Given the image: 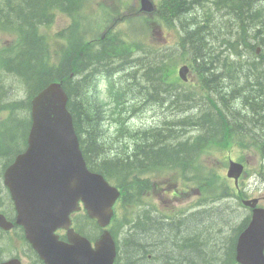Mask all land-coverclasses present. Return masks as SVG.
<instances>
[{
	"label": "trees",
	"instance_id": "16d2710c",
	"mask_svg": "<svg viewBox=\"0 0 264 264\" xmlns=\"http://www.w3.org/2000/svg\"><path fill=\"white\" fill-rule=\"evenodd\" d=\"M47 1L50 2V0L13 1L4 7H0V10L6 14V18L9 20H13L15 17H11L8 9L11 11L16 10L18 13L27 11V15L29 14V11L31 14H33L32 11H34V15H32V17L29 16V20L32 18L35 20L34 17L39 15ZM65 1L71 2L69 0ZM234 2L237 4V7H234V12H231L229 15L231 18L233 17L236 22H239V26L240 28H243V30L246 31V28L249 30V23L247 21L253 19H259V21H262L264 18V0H234ZM167 4L173 5L176 11L182 9L183 11L186 10L188 12V21L185 26L188 29L189 38H193L194 49H201L203 43L200 36L202 22L201 20H197L195 16H190L193 12V4L190 3L189 0H163V6L166 7ZM214 9L211 10L207 7L204 14L210 17L212 16ZM162 10L164 11V8ZM170 12H172L171 9ZM193 14H197V12H193ZM29 23L30 22L27 21V26L30 25ZM218 26L219 25L213 26V29L218 33L219 38L224 40L225 43H229L230 46H233L231 38L228 36L227 32L222 31L221 26ZM251 32L254 33V29H252ZM256 37L261 40L262 35H257ZM203 46H206V42H204ZM117 49V45L107 44L106 47L99 49L91 55H105L106 53L111 55L116 52ZM91 55L87 52L84 56L79 57L77 68L80 64L81 65L78 68V77L65 80V87L70 97L68 107L74 116L75 127L80 136L81 146L88 162L92 163L94 169L104 172L109 177H114V181L118 183L124 191H127L128 195H131V197L135 196V194L132 195L135 190V185L133 183L129 186L125 181L130 178L134 180L135 177L132 176V172L135 169H142L144 171L153 168L183 170L190 165L193 169V178L195 179V175H197V172L195 171V162L198 159L195 155L200 147L205 149L209 145L215 143H220L224 146H231L235 142H242V138L238 135L241 131L232 129L230 124L237 123L236 125L238 126H245L247 122L244 124L242 118H238L237 113H233L227 108L229 109L230 114H232V117L236 118L233 121L234 123H232L231 121L233 119H229L230 114H228V112L226 113V111L222 109L214 110L210 106H215L212 103H209L208 105L197 108L196 110L198 114L187 119L188 122L194 120L197 124L195 127L196 130L198 129V132L202 131L200 135L194 136L195 142L193 144L191 142L190 144H183L185 141H191V139H188L181 141L180 144L175 143L176 145L172 147L168 146L166 143L167 141L171 140L173 137H182L185 132L176 131V129L179 130L181 126L179 121L177 122L178 128H176L174 121L164 120L161 124L164 128L159 132L152 131L151 133H144L145 138L142 137L144 143L141 146L137 143L138 137L134 134V131H131L130 127H125L123 122H119L116 119L120 124L118 136H123L122 138L125 139L118 142L120 146L115 150L117 155L114 154L112 149L110 150L104 146L105 142L103 140L106 137L105 134H108L105 128H103V121L106 113L111 116L117 115L122 118V111L124 109L118 113H109L108 110L101 108L97 101L91 98V80L85 71L87 67H93V65L96 66L97 62H92V64L84 62L89 59ZM119 56L120 55L117 57ZM125 60L128 59L126 58ZM111 65L112 62L109 66ZM109 66H106L103 63L101 69L111 73L112 70ZM228 66L236 67L237 72L241 74L239 77L231 74V80L234 83H237V85L242 84V87L240 86L239 90L246 94L244 95V105H254L253 109L257 111V115L262 119L260 126L262 125L261 127L264 132V57L259 59H257V57H252V62L247 65H244L242 62L234 61ZM140 67H145L141 74V77L144 78V83H140L141 78L139 80L137 79L138 71L134 70L135 74L129 78L131 89L128 92V98L139 101L138 103H146L152 98L155 99L153 101L157 103L163 101L175 103V101L177 102L180 99H184L181 94L179 95L177 92L176 85L173 88L165 87V83L168 82L166 77L168 68L163 59L157 58L156 56L154 58H148ZM214 75L215 77H219L221 74ZM35 78L36 77L34 76L31 80L33 81ZM227 84L229 85L227 86V89H230V84ZM221 89L222 86L219 87V91H221ZM235 101L236 102H232L234 106L241 105L240 98H235ZM118 105H120L119 102ZM179 108L180 107H177L174 115L184 111L195 110V108H181V110H178ZM247 118L251 119L249 116H247ZM256 121L257 120L252 123H256ZM249 137L260 146V143L257 142L253 136L249 135ZM148 140H153V142L146 144V141ZM181 152H183V154L190 153L180 157ZM112 154L115 156H112ZM211 173L212 175L204 173V179L206 181L204 185L207 186L208 189H211L213 186L216 187L218 184H222V188H225L227 191L231 190L229 181L224 176L217 174L213 168H211ZM237 216L239 217L240 213H238ZM139 219V222L134 226V228L137 227V229H134L135 231H133V226L129 227L128 229L131 232H127L122 239V243L119 246L120 255L117 264H229L234 259L235 235L227 240V251L223 254V259L221 255L217 254L209 257V251H207L208 254L206 252L200 253V250L202 249L200 245L204 243L200 241L198 232L202 229V226L198 224L191 226L189 224L197 220V217H191L185 221L183 220L180 223V227L189 224V227L183 230H180L179 227L173 225V222L164 224L149 211L142 213ZM131 220L132 218L129 217L128 221ZM246 223L247 219H244V221L237 227L236 231L238 232L241 230ZM123 225L124 224L119 228L121 229ZM157 225L160 227L156 228L155 226ZM196 245H198V247H195ZM176 250L183 251L174 252ZM170 253H173L174 255H171ZM205 257H209L210 262H208Z\"/></svg>",
	"mask_w": 264,
	"mask_h": 264
},
{
	"label": "water",
	"instance_id": "95a60500",
	"mask_svg": "<svg viewBox=\"0 0 264 264\" xmlns=\"http://www.w3.org/2000/svg\"><path fill=\"white\" fill-rule=\"evenodd\" d=\"M61 97L65 102V95ZM64 104L59 103L54 112L61 121L53 122L51 126L59 132L53 133L54 139H44V145L47 147L43 148L40 144V151L43 154L38 158V169L51 170V175H40V179L49 177L51 186L49 189L44 187L39 190L44 194L49 193L43 196L49 202V206L43 204L41 209L50 219L45 225L42 224L43 228L37 237L35 234L41 221L28 222L27 225L34 235L33 241H35L36 248L39 249L47 264H113L117 250L109 231H105L97 239L95 247H92L87 238L73 229L68 231L69 242L60 240L58 235L53 233L58 226L68 227L69 212L78 208L77 203L73 201L69 207L67 202L62 203L66 197L69 198L72 195L75 201L82 197L90 216L96 217L100 225L106 226L110 222L113 214L112 205L118 196L116 188L105 185L97 176L90 175L85 170V161L79 149V141L71 120L67 118L68 114ZM38 148L39 145L35 144L33 149ZM16 197L18 203L21 204L19 206H24L26 202L18 191ZM252 223V227L240 237L241 248L249 257L251 255L249 244L252 243L259 229L264 231L263 210H255Z\"/></svg>",
	"mask_w": 264,
	"mask_h": 264
},
{
	"label": "rangeland",
	"instance_id": "374dc122",
	"mask_svg": "<svg viewBox=\"0 0 264 264\" xmlns=\"http://www.w3.org/2000/svg\"><path fill=\"white\" fill-rule=\"evenodd\" d=\"M99 11V8L97 6L96 2H93L92 7L90 9V12L94 15H96ZM33 14L30 13L27 15V11H24L23 13H18L16 10H12L10 12L11 17H15V19H18L16 17H23L24 19H26L28 22L32 23L33 22V18L31 20H29V16L32 17V15H34V11H32ZM45 12V9H44ZM61 23V22H60ZM125 27V26H124ZM102 32V31H101ZM99 32V33H101ZM169 33V31H168ZM156 36H159L158 34ZM172 36H175L174 34H172ZM106 56H104L103 54H101L95 61H93V63H95L98 59H105ZM41 61V59H37V58H33L32 60H27L24 63L20 64L18 66V74L14 73V77L16 79V83H8L5 86V89L3 90H8L9 94L3 93V91H1L0 93V100L3 101H15V100H20V98L23 97V94L28 90L29 85L27 84V82H23L21 83V79L18 78L19 74L24 73L26 70V65H28L29 63L32 65L31 67H29V71L28 74L26 75V77L29 76V78H33L36 74V69L37 67H39V62ZM35 68V73H33V70ZM39 70V69H38ZM31 83L33 84V81L31 80ZM170 102V101H168ZM167 102V103H168ZM165 103L164 106L163 105H151L149 107H146V109L144 111H139L137 114H135V116L131 119V124L134 126H139V125H143V124H148L151 122H155L157 120H159L160 115H164L163 118L161 120L165 119H169V115L173 114L172 117L173 119H179L181 117L187 116V115H191L192 117L198 114L197 110H190V111H184L182 113H179L177 115H174L175 113H173L175 111V109L177 107L180 108H184L187 107V101L186 103L183 100H178L177 101V106L175 107H169L168 104ZM176 103V101H175ZM167 104V105H166ZM20 111H24L22 109H19ZM181 110V109H179ZM2 116V115H1ZM4 116V115H3ZM177 128V127H176ZM175 128V129H176ZM113 127L110 128V132L113 131ZM176 131H178V129H176ZM191 139V141H185L183 142V144H190V142L193 144L195 142L194 140V133L192 132H188L185 133L182 137L176 138L173 137L171 140L167 141V145L172 147L174 145L180 144L181 141L184 140H188ZM19 142V140H18ZM17 142V143H18ZM153 140H148L146 141L147 143H152ZM182 144V143H181ZM145 145V144H144ZM143 145V146H144ZM142 146V145H141ZM176 148V147H174ZM191 151V150H190ZM190 153V152H189ZM188 153V154H189ZM187 153L183 154V152L180 153V157L188 155ZM204 159L207 162H213V165L215 166V168L218 169L219 172H227V167H223L224 163L221 159V155H220V151L218 149H216L215 151L204 155L203 154ZM218 160V161H217ZM260 160L255 158V157H251L249 158V165L251 167V172L249 173V175L246 176V174L242 175L240 178V185L242 186L243 189H245L246 193L249 195H254V196H260L263 195L264 193V181L261 180V178L256 175L255 171L257 168L260 167ZM223 165V166H222ZM144 176H149L151 178V180H155L156 176H158V173L156 171L154 172H150V173H146L144 174ZM167 188V185L163 186V191L159 192L158 190L152 194L151 196L148 195L145 197V199H149L152 202L157 203L158 201L162 200L165 204L166 209L167 208H172L174 207L176 210H180V209H185L189 202H192V199H190V197L188 195H186V193L183 194V196L181 198L178 197H172L170 192H164V190ZM195 198L199 197V192H195L193 195ZM172 197V198H171ZM250 197V196H249ZM264 200V198H263ZM262 200V201H263ZM264 204V201H263ZM146 202H140V204H135L130 206L129 210L130 213L129 215H134L136 212V207L140 208L138 213H140L144 208H145ZM236 208L239 209V211L243 212V215L240 213L241 217H238V213L236 212ZM249 209H245L244 207H240L237 205V203L233 201V203L229 206V207H222L219 209H214V210H206L205 208L203 209V214H201L202 216L197 217V220L193 221L192 223H189L191 226L192 225H200L202 226V229L198 232L199 233V237H200V241L202 243L205 244H201L200 247L202 248L200 250V253L206 252L208 254L207 251H209V257L211 256H215V254L217 255H221L222 259L224 258V255L227 251L226 249V245H227V240L229 239V237L232 235V232L235 224L244 216L249 215ZM118 218H122V220L124 221V217L123 215H118ZM214 218V219H213ZM189 224L183 225L182 227H179L180 230H183L185 228L189 227ZM133 226V231H135L137 229L134 228ZM156 228H159L160 226H155ZM155 228V231H156ZM126 229V230H125ZM135 229V230H134ZM127 232H131L129 231V229L126 227V225H123V234L126 235ZM209 244V245H207ZM195 247H198V245H196ZM183 250H176L174 252H181ZM220 253V254H218ZM171 255H174L173 253H170ZM203 255V254H202ZM219 256V257H221ZM209 257H205L206 260H208V262H210ZM228 259V257H227Z\"/></svg>",
	"mask_w": 264,
	"mask_h": 264
},
{
	"label": "flooded vegetation",
	"instance_id": "af4514ba",
	"mask_svg": "<svg viewBox=\"0 0 264 264\" xmlns=\"http://www.w3.org/2000/svg\"><path fill=\"white\" fill-rule=\"evenodd\" d=\"M11 162L9 157L0 168V264H45L28 241L24 226L18 223V211L5 183Z\"/></svg>",
	"mask_w": 264,
	"mask_h": 264
},
{
	"label": "bare ground",
	"instance_id": "6f19581e",
	"mask_svg": "<svg viewBox=\"0 0 264 264\" xmlns=\"http://www.w3.org/2000/svg\"><path fill=\"white\" fill-rule=\"evenodd\" d=\"M235 15V14H234ZM219 27V26H218ZM260 63V62H259ZM261 67V66H260ZM249 105V104H248ZM178 111V110H177ZM260 114V113H259ZM237 116V115H236ZM264 122V121H263ZM262 126V125H261ZM264 126V125H263ZM181 132V131H180Z\"/></svg>",
	"mask_w": 264,
	"mask_h": 264
}]
</instances>
